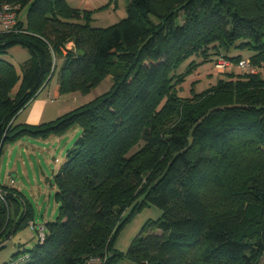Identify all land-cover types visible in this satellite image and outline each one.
I'll list each match as a JSON object with an SVG mask.
<instances>
[{"label": "trees", "instance_id": "obj_1", "mask_svg": "<svg viewBox=\"0 0 264 264\" xmlns=\"http://www.w3.org/2000/svg\"><path fill=\"white\" fill-rule=\"evenodd\" d=\"M126 2L125 19L96 28L91 11L67 0H0L27 11L25 22L17 18L12 31L0 32V56L17 46L30 52L20 75L0 58V158L9 142L82 129L55 175L58 219L44 225V239L33 250L5 264L21 257L18 264H85L107 252L113 254L107 264L124 258L133 264H264V78L219 79L194 95L198 102L182 124L160 131L189 100L179 87L211 55L237 64L244 57L233 50L253 51L246 58L262 67L264 0ZM193 57L202 61L179 73ZM59 65L61 94L87 93L111 75L112 87L52 122L16 124ZM233 183L243 193L229 194ZM0 189L2 251L33 215L22 209L18 191ZM247 200L260 209L252 240L235 231ZM149 205L162 216L148 220L128 250L119 251L120 233ZM84 234L86 242L74 251Z\"/></svg>", "mask_w": 264, "mask_h": 264}, {"label": "rangeland", "instance_id": "obj_2", "mask_svg": "<svg viewBox=\"0 0 264 264\" xmlns=\"http://www.w3.org/2000/svg\"><path fill=\"white\" fill-rule=\"evenodd\" d=\"M69 4L78 9L88 10L92 12V25L96 28H108L119 23L128 16L126 0H67ZM17 18L26 21L27 11L20 5H17ZM20 10V15L18 11ZM72 44L67 42L68 48H72ZM213 52V51H212ZM215 55V54H214ZM233 56L242 55L251 57L253 51L233 50ZM212 60L208 63L201 64L193 74L187 76L186 81L179 87V95L188 98L180 106V113L175 114L172 119L167 120L160 131L169 129L177 124H182L186 117L184 113L186 109H191L198 101L192 100L194 95L203 93L207 89L215 86L219 79H228L230 76L244 75L236 64L231 69L219 68L222 57L211 55ZM1 59L8 61L16 67L18 75L21 74V66L30 58V52L21 47L11 48L5 55L0 56ZM218 58V59H217ZM197 59L201 62L200 57H193L186 61L179 68V73H184L188 65ZM260 75L264 78V69ZM60 79L59 68L47 85L46 91L42 97L46 98L50 93L52 96L49 101L46 112L47 122H52L62 115L76 110L90 102L96 100L101 95L108 92L113 84L112 75L107 77L105 81L96 88L87 93L75 92L61 94L57 90ZM18 82L13 86L12 93L15 94ZM56 91L58 93H56ZM53 93V94H52ZM54 95V96H53ZM43 99V98H42ZM190 104V105H189ZM45 120V119H43ZM46 123V122H42ZM41 123V124H42ZM82 136L80 126H75L63 134H53L47 138L24 137L16 142H9L4 147L0 158V187L15 189L21 194L23 205L22 209L29 207L31 209L33 219L29 225L19 229L13 234L7 242L6 248L0 251V261L9 262L12 256L17 252L24 254L26 251L33 250L39 244L38 232L34 229L40 228L46 223L55 222L60 215V203L57 199V186L55 175L60 171L66 161L68 151L72 149L78 139ZM137 150V148H135ZM238 184H232L227 189L229 194L239 191ZM208 190V188L206 189ZM1 191V189H0ZM210 200H216L213 192L210 190L208 195ZM142 202V198H139ZM11 218L14 221L18 214L16 205H9ZM260 209L251 201L247 200V213L244 220L235 226V231L239 239H255L257 229V220ZM162 216V211L152 205L145 206L137 211L132 221L120 233L116 247L121 251H127L134 238L140 233L141 229L148 220H156ZM86 242V235L75 244L74 251L79 250ZM113 254L107 252L105 255L107 262ZM264 261V260H263ZM106 262V264H107ZM118 264H133L129 259L124 258Z\"/></svg>", "mask_w": 264, "mask_h": 264}, {"label": "built area", "instance_id": "obj_3", "mask_svg": "<svg viewBox=\"0 0 264 264\" xmlns=\"http://www.w3.org/2000/svg\"><path fill=\"white\" fill-rule=\"evenodd\" d=\"M17 8L18 6H12L9 4H3L0 6V32L12 31L17 25ZM220 62L219 68H227L232 69L234 67V63L226 60L225 58H221L218 60ZM238 69L244 74L258 75L261 73L262 69H264V64L262 67L253 63L250 58H243L239 63L236 64ZM39 235L41 240L44 239V226L42 225L40 228H34ZM24 261V258H18L15 261L10 262L9 264H18ZM107 258L106 256H90L87 258L85 264H106Z\"/></svg>", "mask_w": 264, "mask_h": 264}, {"label": "crops", "instance_id": "obj_4", "mask_svg": "<svg viewBox=\"0 0 264 264\" xmlns=\"http://www.w3.org/2000/svg\"><path fill=\"white\" fill-rule=\"evenodd\" d=\"M72 47H73V44H72ZM58 87H59V83H58ZM46 88L47 86L43 88L39 96L31 103L29 107H27L25 110L20 112V114L15 118L16 124L25 123V124H30V125H39L42 122H47L48 119H46V112L48 109L49 101H51L52 95L49 93L46 98L42 97L46 91ZM57 91L59 92V90ZM57 91L56 93H58ZM5 263L7 262L0 261V264H5Z\"/></svg>", "mask_w": 264, "mask_h": 264}]
</instances>
